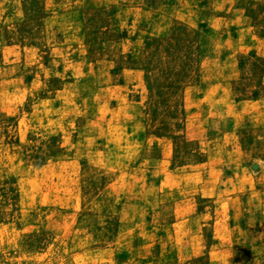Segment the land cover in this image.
Returning a JSON list of instances; mask_svg holds the SVG:
<instances>
[{"label": "rangeland", "instance_id": "374dc122", "mask_svg": "<svg viewBox=\"0 0 264 264\" xmlns=\"http://www.w3.org/2000/svg\"><path fill=\"white\" fill-rule=\"evenodd\" d=\"M0 264H264V0H0Z\"/></svg>", "mask_w": 264, "mask_h": 264}]
</instances>
